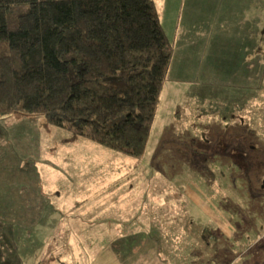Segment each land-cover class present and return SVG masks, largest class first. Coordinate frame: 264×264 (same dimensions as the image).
I'll return each instance as SVG.
<instances>
[{"label":"rangeland","instance_id":"1","mask_svg":"<svg viewBox=\"0 0 264 264\" xmlns=\"http://www.w3.org/2000/svg\"><path fill=\"white\" fill-rule=\"evenodd\" d=\"M155 1L166 36L171 42L175 40L176 54L172 57L166 79L188 81L180 83L188 96L182 105L175 108H171L170 100L163 98L161 105L166 106L167 111L161 115L160 110L157 115L165 86L163 84L149 134L163 121H174L178 128L176 140L190 143V167L197 173H205L207 187H215L220 194L223 193L222 196L219 194L220 198L231 206L232 211H237L235 236L232 239L224 236L211 238L213 241L209 243L208 236L203 237L201 234L206 227L199 226L197 233L192 231L182 243L167 242L165 237L158 236V241H143H152L151 246L143 242L136 248L126 245V249H130L126 252L118 242L123 226H111L115 224V219L105 221L107 226L90 223V219L86 217V209H90L92 205L88 206L83 201L63 210L56 226L45 225L40 228L39 232L44 233L38 235L40 240L36 237V242L28 230L25 232L21 228L23 232H18L14 239L16 257H12L13 247L10 242L6 249L11 248L10 254L4 253L0 264H264V0ZM210 7H215L216 15L204 12ZM178 15L181 18L179 21ZM187 46L191 49L186 50ZM183 56L187 58L183 59ZM245 75H252L254 79L253 130L239 131L237 135L225 134L227 131L223 130L222 116L212 110L214 102L224 109V100L203 98L212 94H222L223 97L224 93H230L229 88L233 84L238 86L240 76ZM235 79L237 81H231ZM124 82L125 74H119L115 80L116 85L123 87ZM204 108L207 112L201 114ZM37 118L40 119L38 122L42 129L51 128L55 129L54 133L63 131L73 138H81L47 123L41 116H9L0 118V122L4 123L7 119L23 121ZM213 121L221 131H214ZM204 128L211 131L210 135L205 134L210 140L209 144H205L201 138ZM220 133L226 136L224 140L229 145L217 142ZM3 138L6 140L7 135ZM145 149L140 158L133 159L141 160ZM178 166L184 168L185 165L179 163ZM156 172L158 173L145 190L142 209L149 208L151 201L160 205L164 203L160 198L171 197L165 198L170 202L163 204L167 210L171 205H180L181 214L185 216V205L188 203L189 214L195 220H203L199 204L180 192L181 186L170 185L168 179L162 177L159 171ZM216 196L218 197L217 194ZM114 213L115 211L110 215ZM195 214L197 218L194 217ZM93 217H97L96 212ZM85 219L89 222L87 226L82 223ZM155 220L158 224L165 222L164 216L157 215ZM157 228L159 232L166 230V226ZM131 229L132 227L127 228ZM80 231L84 232L79 233Z\"/></svg>","mask_w":264,"mask_h":264},{"label":"trees","instance_id":"2","mask_svg":"<svg viewBox=\"0 0 264 264\" xmlns=\"http://www.w3.org/2000/svg\"><path fill=\"white\" fill-rule=\"evenodd\" d=\"M174 49L154 0H0V118L41 116L140 158ZM20 231L0 222V261Z\"/></svg>","mask_w":264,"mask_h":264},{"label":"crops","instance_id":"3","mask_svg":"<svg viewBox=\"0 0 264 264\" xmlns=\"http://www.w3.org/2000/svg\"><path fill=\"white\" fill-rule=\"evenodd\" d=\"M154 2L156 5L155 0ZM219 11L218 8L217 15ZM204 12L216 15L215 7H210ZM180 19L178 15L177 21ZM173 44L175 46V40ZM188 49L191 48L187 46L186 50ZM175 54L174 49L173 58ZM186 58L183 56V59ZM250 67H253L252 63ZM166 80L157 115L160 110L161 115L167 111L166 106L161 105L163 98L170 100L171 108H175L182 105L188 96L184 93V86L180 85L188 81L175 78ZM237 82L239 85L233 84L229 88L230 93H224L223 97L222 94H212L203 98L224 100V109L214 102L212 110L222 116L223 130L229 135L253 130L254 79L252 75H245L240 76ZM204 112H207L205 108L201 114ZM38 120L40 119H7L4 123L0 122L1 222L21 226L25 232L29 231L36 242V237L44 233L39 232L40 228L45 225L56 226L63 210L69 205L74 207L86 201L88 206L92 205L90 209H86V217L88 216L90 223L107 226L105 221L115 219V224L111 226H123L118 235V242L158 241L157 237L163 236L167 242L182 243L192 231L196 234L199 226L209 230L205 232L209 236V243L213 241L211 238L224 236L232 239L235 236L237 211L231 210V206L220 198V193L215 187H207L205 173H197L190 167V143H180L176 140L178 128L173 120L163 121L155 126V130L149 134L145 154L138 161L87 139L73 138L63 131L54 133L55 129L51 128L42 129ZM215 121L214 131H221V128L216 127ZM210 132L209 128H204L201 133L205 144L210 141L205 134L210 135ZM4 135H7L6 140ZM225 137L220 133L217 142L220 145H229L224 140ZM179 163H184V168L179 167ZM155 168L162 177L171 182L167 181L170 185L181 186L179 191L199 204L203 220H195L193 215L189 214L188 203L185 205V216L181 214L180 205H171L167 210L163 204L170 202L171 197L160 198L164 201L160 205L151 201L149 208L142 209L145 190L150 180L158 173L154 171ZM210 184L214 185L213 182ZM114 211L115 217L110 215ZM95 212L96 218L93 217ZM157 215L164 216L163 224L156 222ZM194 217L197 218V215ZM87 222L88 219H85L82 223L87 226ZM157 226H166L165 232H159ZM28 227L33 229H27ZM129 227L132 229L127 230ZM143 243H149L151 246L152 241Z\"/></svg>","mask_w":264,"mask_h":264}]
</instances>
